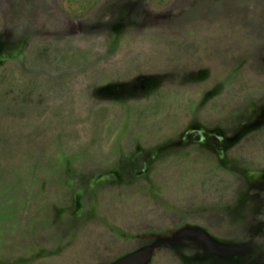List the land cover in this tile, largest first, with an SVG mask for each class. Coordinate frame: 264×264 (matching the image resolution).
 I'll return each instance as SVG.
<instances>
[{
    "label": "rangeland",
    "instance_id": "rangeland-1",
    "mask_svg": "<svg viewBox=\"0 0 264 264\" xmlns=\"http://www.w3.org/2000/svg\"><path fill=\"white\" fill-rule=\"evenodd\" d=\"M0 264H264V0H0Z\"/></svg>",
    "mask_w": 264,
    "mask_h": 264
}]
</instances>
